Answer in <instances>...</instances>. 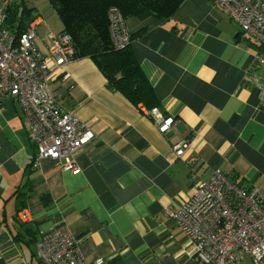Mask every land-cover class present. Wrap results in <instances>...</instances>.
Returning a JSON list of instances; mask_svg holds the SVG:
<instances>
[{"label": "crops", "instance_id": "1", "mask_svg": "<svg viewBox=\"0 0 264 264\" xmlns=\"http://www.w3.org/2000/svg\"><path fill=\"white\" fill-rule=\"evenodd\" d=\"M55 13L32 21L44 53L49 35L63 29ZM125 25L130 34L143 30L131 46L159 109L177 119L180 135L160 134L142 107L107 86L89 57L49 62L56 101L95 136L74 154L76 171L48 158L29 165L36 149L19 103L2 98L0 264H39L37 240L61 222L87 261L197 264L189 238L164 208L189 198L217 168L264 193V108L260 90L246 82L258 44L241 36L211 0H184L168 18L144 12L125 18ZM180 136L189 143L176 156ZM20 186L30 187V195L17 213Z\"/></svg>", "mask_w": 264, "mask_h": 264}, {"label": "built area", "instance_id": "2", "mask_svg": "<svg viewBox=\"0 0 264 264\" xmlns=\"http://www.w3.org/2000/svg\"><path fill=\"white\" fill-rule=\"evenodd\" d=\"M239 27L243 37L258 48L246 82L260 90L264 108V0H211ZM109 33L114 47L124 46L130 33L121 11L109 7ZM6 13L0 6V104L4 96L15 98L36 147L33 166L48 158L67 170H78L74 154L95 134L72 112L63 109L49 86V62L61 66L73 59L74 47L66 31L49 35L47 53L35 44V23L13 35L4 26ZM160 134H179L177 119L158 106L145 108ZM186 136L173 145L176 156L188 146ZM195 159L189 157L188 162ZM189 238L188 253L197 264H264V193L255 186L232 180L219 168L200 180L189 198L175 208H164ZM39 264H104L102 258L85 260L69 225L61 222L41 235L35 244Z\"/></svg>", "mask_w": 264, "mask_h": 264}, {"label": "trees", "instance_id": "3", "mask_svg": "<svg viewBox=\"0 0 264 264\" xmlns=\"http://www.w3.org/2000/svg\"><path fill=\"white\" fill-rule=\"evenodd\" d=\"M184 0H48L58 15L63 31L70 34L74 57H89L102 73L109 88L120 92L132 104L145 108L159 105L152 85L140 67L131 42L143 30L130 34L122 47H114L110 33L107 11L117 7L124 18L148 12L163 20L173 15ZM6 13L4 26L18 36L37 17L35 7L25 0L2 6ZM33 147L35 144L31 141ZM35 156V155H34ZM33 158L29 165L33 164ZM30 187H18L14 191L16 212L24 206L30 195ZM48 197L42 194L41 199Z\"/></svg>", "mask_w": 264, "mask_h": 264}, {"label": "rangeland", "instance_id": "4", "mask_svg": "<svg viewBox=\"0 0 264 264\" xmlns=\"http://www.w3.org/2000/svg\"><path fill=\"white\" fill-rule=\"evenodd\" d=\"M17 1H19V0H0V6H5V5L8 4V3H13V2H17ZM26 1H28L29 4H31V5H33V3L37 4V7L35 6V11H36V14H37V15H45L48 11H51V12H54V13H55V11H54L53 8L51 7V5H50V3L48 2V0H26ZM55 14H56V13H55ZM56 15H57V14H56ZM55 20H56V22H57L59 25L61 24V21H60V19H59L58 16H55ZM232 23H233V25H234L235 27L238 28V25H237L235 22L232 21ZM27 130H28V129H27ZM28 133H29V131H28ZM246 260H248L249 263L252 264L250 258L246 257Z\"/></svg>", "mask_w": 264, "mask_h": 264}]
</instances>
